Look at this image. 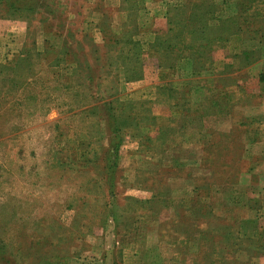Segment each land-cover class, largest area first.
Segmentation results:
<instances>
[{"label":"rangeland","instance_id":"374dc122","mask_svg":"<svg viewBox=\"0 0 264 264\" xmlns=\"http://www.w3.org/2000/svg\"><path fill=\"white\" fill-rule=\"evenodd\" d=\"M248 6L0 0V264H264Z\"/></svg>","mask_w":264,"mask_h":264},{"label":"trees","instance_id":"16d2710c","mask_svg":"<svg viewBox=\"0 0 264 264\" xmlns=\"http://www.w3.org/2000/svg\"><path fill=\"white\" fill-rule=\"evenodd\" d=\"M250 6L246 9L253 8L254 15L253 17L258 18V21L264 20V0H249ZM234 21V20H233ZM234 23H236L234 21ZM195 32V31H193ZM260 80H264V77H261ZM116 145L119 142V137L116 136ZM260 234V233H259Z\"/></svg>","mask_w":264,"mask_h":264}]
</instances>
